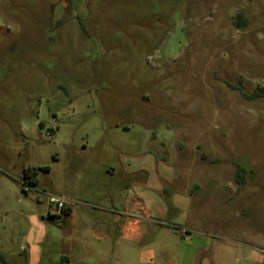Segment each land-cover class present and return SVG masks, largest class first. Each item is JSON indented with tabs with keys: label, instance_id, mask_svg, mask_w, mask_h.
Returning <instances> with one entry per match:
<instances>
[{
	"label": "rangeland",
	"instance_id": "rangeland-1",
	"mask_svg": "<svg viewBox=\"0 0 264 264\" xmlns=\"http://www.w3.org/2000/svg\"><path fill=\"white\" fill-rule=\"evenodd\" d=\"M227 84L264 87V0H0L5 262L264 264V97Z\"/></svg>",
	"mask_w": 264,
	"mask_h": 264
},
{
	"label": "crops",
	"instance_id": "crops-1",
	"mask_svg": "<svg viewBox=\"0 0 264 264\" xmlns=\"http://www.w3.org/2000/svg\"><path fill=\"white\" fill-rule=\"evenodd\" d=\"M35 186L38 187L37 179H36V185ZM35 186H32V187H35ZM64 199L66 201L65 197H64ZM66 204H67V201H66ZM131 212H134L136 214L139 213L137 211H131L130 210L129 212L124 213L123 214L124 216L121 217V218L114 217L113 220H112V223L118 225L121 234H123L126 237H128V239L137 242V241H139L140 237H142V233H141V229H140L141 217H139L137 221L136 220L135 221H130L129 215H130ZM143 215H145V217L147 219H150V217H149V215L147 213L143 212L141 216H143ZM130 224L133 225L131 228L129 227ZM0 226H1V222H0ZM127 229H131V231H128ZM31 256H32V252L29 255L28 259L25 258L26 260H28V264H36L39 261L38 260V256L36 258H32ZM30 259H32V261ZM64 259H65V264H83L81 261L80 262H76L75 261V263H72L68 257L64 258ZM0 260L4 264H8L7 262H5L4 257H3L2 254H0Z\"/></svg>",
	"mask_w": 264,
	"mask_h": 264
},
{
	"label": "trees",
	"instance_id": "trees-1",
	"mask_svg": "<svg viewBox=\"0 0 264 264\" xmlns=\"http://www.w3.org/2000/svg\"><path fill=\"white\" fill-rule=\"evenodd\" d=\"M60 25H61V22L58 21V23L56 24L55 27H58ZM233 26L237 29H242L246 26V20L242 17L241 14L236 15V17L233 21ZM227 86L230 89L237 90L240 93V95L242 96V98L246 99V100H252V99L264 97V87L258 88L256 90L252 91V93L250 95H248V94H245L239 87H236V86H233L230 84H227ZM237 172H238V176L240 177L241 176L240 173L242 172V170L239 167L237 168ZM23 178L26 181H28L29 185H31V186L36 185V178H35V174H34L33 169H31V168L24 169L23 170ZM69 212H70V208H69V206H66L63 210L62 215H65Z\"/></svg>",
	"mask_w": 264,
	"mask_h": 264
},
{
	"label": "built area",
	"instance_id": "built-area-1",
	"mask_svg": "<svg viewBox=\"0 0 264 264\" xmlns=\"http://www.w3.org/2000/svg\"><path fill=\"white\" fill-rule=\"evenodd\" d=\"M29 188L32 186L29 185ZM66 206V201L62 197L50 196L48 198V212L47 216L51 218L60 217L63 214V210Z\"/></svg>",
	"mask_w": 264,
	"mask_h": 264
},
{
	"label": "water",
	"instance_id": "water-1",
	"mask_svg": "<svg viewBox=\"0 0 264 264\" xmlns=\"http://www.w3.org/2000/svg\"><path fill=\"white\" fill-rule=\"evenodd\" d=\"M48 218H51V217H48ZM51 219H52V218H51ZM49 223H50V224H53V222H52V221H49Z\"/></svg>",
	"mask_w": 264,
	"mask_h": 264
},
{
	"label": "flooded vegetation",
	"instance_id": "flooded-vegetation-1",
	"mask_svg": "<svg viewBox=\"0 0 264 264\" xmlns=\"http://www.w3.org/2000/svg\"><path fill=\"white\" fill-rule=\"evenodd\" d=\"M58 22H56L55 24H54V27L56 26V24H57ZM59 27V26H58ZM56 28V27H55Z\"/></svg>",
	"mask_w": 264,
	"mask_h": 264
}]
</instances>
